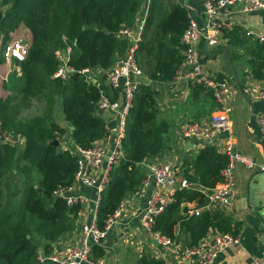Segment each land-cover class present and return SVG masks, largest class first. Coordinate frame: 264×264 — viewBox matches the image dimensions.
I'll return each mask as SVG.
<instances>
[{"label": "trees", "instance_id": "1", "mask_svg": "<svg viewBox=\"0 0 264 264\" xmlns=\"http://www.w3.org/2000/svg\"><path fill=\"white\" fill-rule=\"evenodd\" d=\"M170 1L151 2L138 60L152 85H139L130 110L122 156L112 166L109 183L101 195L96 221L101 231L123 201L139 190L145 176L143 162L160 158L171 148V127L161 119L157 90L172 82L182 63V36L190 17L188 10L176 1L167 10L165 6ZM141 9L142 0H0V34L5 40L21 25L32 33L28 58L23 62L15 60L22 70L24 95L34 98L47 92L45 116L28 121L17 120L18 112L11 98L0 99L3 128L21 133L26 139L19 156L16 147L0 145V264H37L40 249L50 255L55 243L76 230L80 206H68L55 193L73 185L78 156L50 142L71 133L76 145L89 149L107 135L98 107L101 90L82 71L109 70L125 54L129 42L119 37V31L134 26ZM66 47L72 50L69 67L74 72L64 81L55 77L58 68L55 51ZM254 52L260 61L254 76L261 79L264 44L256 43ZM192 87L205 91L202 86ZM59 107L67 125L55 120L54 108ZM21 162L32 169L26 171L31 173L26 174L30 183L25 181L22 201L18 198L22 194L20 187L8 189L9 179L17 176L10 167ZM227 163L226 155L207 145L185 178L202 189L214 188L221 182V170ZM8 171L10 178H6ZM202 189L177 190L173 202L157 218L155 229L176 243L179 241L176 230L180 226L190 234L189 246L198 244L211 231L232 233L234 225L223 212L206 210L185 216L188 210L183 208L184 204L206 205ZM40 190L52 195L46 196ZM105 254L102 245L92 246L94 260ZM138 264L167 263L145 253Z\"/></svg>", "mask_w": 264, "mask_h": 264}, {"label": "built area", "instance_id": "2", "mask_svg": "<svg viewBox=\"0 0 264 264\" xmlns=\"http://www.w3.org/2000/svg\"><path fill=\"white\" fill-rule=\"evenodd\" d=\"M151 2L152 0H142L144 4L134 26H126L119 31V37L128 41L129 46L126 55L118 58L107 71V88L110 90V94H105L102 90L101 99L98 103L99 110L110 112L116 122L113 149H108L104 143H95L89 149L77 147L76 151L79 158L74 175L75 181L73 185L62 187L55 193L58 197H62L70 207L87 205L92 202L95 211L94 222L91 226L85 224L82 227V239L79 244L69 246L64 251L55 252L49 258H42L39 255L37 264H104L101 261H93L91 258L92 246L94 244L100 245L107 232L118 224L125 203L121 204L114 217L107 220L103 231L99 230L96 224L97 208L101 201V195L110 180L109 172L122 156V142L126 135L127 119L140 85L135 82V79L146 76L139 64L138 50L140 43L143 41ZM200 2L202 6L200 22L194 17L186 0L181 3L188 10L190 24L182 36L183 59L172 84L177 87L182 85L202 86L207 92L211 93L216 104V111L208 119L182 124L180 136L184 140H194L204 148L207 145H213L220 153L227 156L228 163L221 170V182L214 188L203 190L208 208L212 211H218L229 205L235 196L236 165L241 164L253 168L254 164L249 157L234 148L231 135L224 139L225 143L223 145H218L221 135L230 132V115L234 111L233 95L235 88L238 87V81L233 74L222 78L213 76L201 59L200 45L204 41L206 47L217 48L221 33L229 25V11L234 7H238L239 14L264 12V0H200ZM245 34L246 37L264 44V22L262 30L249 29ZM29 53L30 46L20 40L6 45L2 51L4 60H17L18 62L25 61ZM71 53L70 47L55 52V57L60 63L56 77L67 79L74 72L69 67ZM82 73L87 74V79L97 85L93 71L83 70ZM255 96L257 99L264 100V88L257 92ZM257 122L264 138V114L257 117ZM106 130L107 132L109 130L107 126ZM25 142L26 139L21 133L5 130L0 119V145L17 148ZM178 166L174 159L168 161L156 159L153 163H149L147 165L148 172L136 192L139 198H143L147 192H150L146 207L141 214V226L154 243L163 248H171L175 245V242L155 229L157 218L173 202L177 190L191 189L195 186L186 178L179 176ZM259 169L264 173V165L260 166ZM78 187L93 188L95 197L89 198L86 195L79 194L77 192ZM262 199L264 202V191ZM238 241V237L233 233L217 232L212 237L204 238L198 244L184 248L180 260L183 264H215L220 253L237 244ZM253 264H264V257L254 258Z\"/></svg>", "mask_w": 264, "mask_h": 264}, {"label": "crops", "instance_id": "3", "mask_svg": "<svg viewBox=\"0 0 264 264\" xmlns=\"http://www.w3.org/2000/svg\"><path fill=\"white\" fill-rule=\"evenodd\" d=\"M175 1L180 4L184 0ZM186 2L196 20L200 22L202 13L200 0H186ZM238 9L234 7L229 11V25L221 33L217 48L206 47L204 41L200 45L201 59L213 76L222 78L237 74L243 86V90L239 86L235 88L234 111L230 115V132L221 135L218 145H223L224 139L231 135L234 148L249 157L254 164L253 168L236 165L235 196L229 205L213 211L223 212L231 220L234 225L232 233L239 239L237 244L220 253L215 264H253L254 258L264 257V202L262 199L264 173L259 169L264 165V138L257 122V117L264 114V100L257 99L255 96L264 88V76L261 79L254 76V70L260 63L254 52L255 43L258 42L255 39H253L255 42L252 41L245 34L249 29L255 31L263 29L264 12L239 14ZM93 71L98 87L109 93L107 71L101 69ZM198 91L192 85L177 87L172 82L162 85L157 90L162 112L161 119L170 125L172 139L170 151L160 158L170 156L168 160L174 159L179 165V176L182 178H185L188 169L193 168L199 152L204 147L194 140H184L180 136L181 126L190 121L206 120L217 108L206 90ZM99 111L109 130L107 135L97 143H104L108 149L112 150L116 122L110 112ZM59 118L62 120L57 121L66 123L63 113H59ZM63 140L68 142L64 147L73 150L79 147L72 140L71 133L65 135ZM160 158L152 157L143 162L145 175L148 172L147 165ZM194 188L202 189L196 185ZM77 192L89 198L95 197L93 188L78 187ZM149 195L150 192H147L143 198H139L135 192L124 200L125 208L122 211V217L102 240L106 254L96 261L104 264H138L140 258L148 253L157 259L164 260L167 264H183L180 260L181 253L190 244V234L187 230L179 226L176 230L179 241L171 248H163L156 245L141 226V214L146 207ZM207 205L208 203L200 207L196 203H186L183 205V208L188 210L185 216L200 214L206 210L212 211ZM79 211L76 230L55 243L53 253L81 242L82 227L93 221L94 204L91 202L80 205ZM214 233L217 232L211 231L207 237H212Z\"/></svg>", "mask_w": 264, "mask_h": 264}, {"label": "rangeland", "instance_id": "4", "mask_svg": "<svg viewBox=\"0 0 264 264\" xmlns=\"http://www.w3.org/2000/svg\"><path fill=\"white\" fill-rule=\"evenodd\" d=\"M172 2H175V0H171L170 3L165 6L167 8V10L170 7V5L173 4ZM143 4L144 3H142V5ZM166 8H165V11H166ZM32 38L33 37H32L31 31H29L24 25H21L14 33L10 34L8 40H5L4 36L0 34V99L1 100H5L7 98H11L12 99V106H16V110L18 112L17 113V120H19V121H28V120H31V119L36 118V117L45 116V113L47 111V99L45 98V94L47 92L45 93L43 91L44 94L41 97H34V98L26 97L24 95L25 82L20 80V78L22 76L21 68L16 65L15 60H12V61L4 60L3 55H2V51H3V49H4V47L6 45H8V44H10V43H12L14 41H17V40H20V41L28 44L30 46V49H31ZM251 40L254 41L253 39H251ZM256 42H258V41L256 40ZM258 44H262V43L258 42ZM57 50H61V49H57ZM126 52H127V50H126ZM126 52H125L124 55H126ZM123 56H120L118 58H121ZM59 66H60V63L58 62V68H57V70L55 72V75H56V73H57V71L59 69ZM105 71H108V70H105ZM94 75H95V73L93 72V76ZM57 78H60V77H57ZM60 79H62L64 81L67 80V79H63V78H60ZM104 92H105V94H110V90H109V93L106 92V90ZM101 93H102V90H101ZM159 103H160V101H159ZM159 106H160V104H159ZM160 108H161V106H160ZM54 113H55V116H54L55 120H58V119L62 120L61 118H59V113H62L60 107H59V110H57V108H54ZM62 122H60V123H62ZM63 125H67V123H65ZM63 138H65V136ZM63 138L58 140L60 148L62 150L71 151L73 154L77 155L78 158H79V155H78L76 149L73 150L71 148L64 147V146H66L68 144V142L63 140ZM25 144H23L20 147H17L18 151H17L16 156H19V150H23L24 147H25ZM169 157L170 156L162 158L161 161H168ZM118 161H117V163H118ZM24 166H26V167H24ZM10 170H13L15 175H17V176L15 178L11 177L10 174H9L10 171H8V174L6 175V178H10L11 177L9 179L10 183H9L8 189L9 188L10 189H16L17 187H20V190H21L22 194L18 195V198H20L21 201H22L23 198H24V189H25V185H26L25 183L26 182L30 183V179L28 177H27V181H26V174H31V173H29V172L26 173V171H29V170L31 171L32 169H30V167H28V165L26 163L21 162L19 164L12 165L10 167ZM34 177H35V179H37V174L34 173ZM34 177H33V179H34ZM203 190L204 189H202V191ZM7 198H8V195H7ZM20 199H19V201H20ZM16 200H17V198H16ZM3 201L4 202L6 201V197L4 198ZM99 206H100V204H99ZM98 210H99V207L97 208V214H98ZM79 212H78V214H79ZM97 214H96V216H97ZM93 220H94V218H93ZM93 222L94 221H92V223H90V226L93 224ZM102 242L103 241L100 242L101 243L100 245H103ZM64 250H65V248L62 251H64ZM56 252H59V251H56ZM51 254H53V252ZM39 255H41L40 251H39ZM50 255H48V256L46 255V258H49ZM91 258L93 259L92 254H91Z\"/></svg>", "mask_w": 264, "mask_h": 264}, {"label": "water", "instance_id": "5", "mask_svg": "<svg viewBox=\"0 0 264 264\" xmlns=\"http://www.w3.org/2000/svg\"><path fill=\"white\" fill-rule=\"evenodd\" d=\"M235 76H236L237 81H238V86L241 88V90H243V86H242V83H241L239 77L237 76V74H235ZM135 82H137L139 84L152 85V81L147 76L138 77L135 79ZM50 143L52 145L59 146L58 140L52 141ZM40 191L46 196L52 195L51 193H49L47 191H43V190H40ZM34 243L36 244L37 242L35 241ZM155 244L157 245V243H155ZM40 252H41L42 258H46V254L43 252V249H41ZM54 264H59V263H54Z\"/></svg>", "mask_w": 264, "mask_h": 264}]
</instances>
